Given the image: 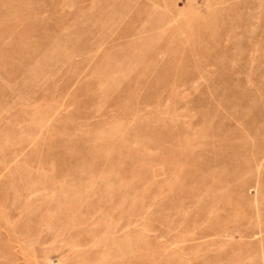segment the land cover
<instances>
[{
  "label": "rangeland",
  "instance_id": "obj_1",
  "mask_svg": "<svg viewBox=\"0 0 264 264\" xmlns=\"http://www.w3.org/2000/svg\"><path fill=\"white\" fill-rule=\"evenodd\" d=\"M0 264H264V0H0Z\"/></svg>",
  "mask_w": 264,
  "mask_h": 264
}]
</instances>
